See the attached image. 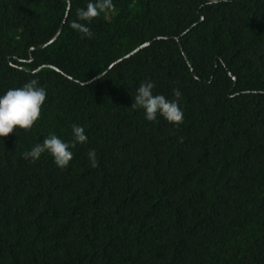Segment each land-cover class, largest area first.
<instances>
[{"label": "trees", "instance_id": "1", "mask_svg": "<svg viewBox=\"0 0 264 264\" xmlns=\"http://www.w3.org/2000/svg\"><path fill=\"white\" fill-rule=\"evenodd\" d=\"M87 2L0 0V94L47 90L0 138V264H264V0H114L84 37ZM142 81L182 123L131 108ZM73 124L66 168L24 158Z\"/></svg>", "mask_w": 264, "mask_h": 264}, {"label": "clouds", "instance_id": "2", "mask_svg": "<svg viewBox=\"0 0 264 264\" xmlns=\"http://www.w3.org/2000/svg\"><path fill=\"white\" fill-rule=\"evenodd\" d=\"M114 7V0H88L85 7L77 10L76 19L70 23V28L84 37H92L94 33L89 25ZM154 87L151 81L140 82L135 94L132 95L131 108L142 110L144 119L148 122H156L163 118L173 125L182 123L184 112L179 103L181 92L178 89L175 90V99L170 100L164 94L154 93ZM46 99L47 90L39 84L38 79H32L20 87L10 88L0 94V138L8 136L16 128L32 129L40 119ZM71 133V142H66L57 134L50 133L30 151H25L24 158L36 162L46 153L51 156L58 168H66L73 159L72 148L76 144L85 143L88 139L85 128L79 124L71 126ZM87 156L92 168L99 167L95 149L89 150Z\"/></svg>", "mask_w": 264, "mask_h": 264}, {"label": "water", "instance_id": "3", "mask_svg": "<svg viewBox=\"0 0 264 264\" xmlns=\"http://www.w3.org/2000/svg\"><path fill=\"white\" fill-rule=\"evenodd\" d=\"M59 33H60V30L58 31V33L55 35V37H53L52 39H51V41L50 42H52L54 39H56V37L59 35ZM148 45V43H146V44H144V45H142L141 47H139L138 49H136V50H134L133 52H131L129 55H127L126 57H129L130 55H132V54H134L135 52H137L139 49H141V48H143V47H145V46H147ZM125 57V58H126ZM120 61V60H119ZM119 61H117V62H119ZM116 62V63H117ZM115 63H113L110 67H109V69L114 65ZM98 78V77H97ZM97 78H95V79H97ZM94 79V80H95ZM91 81H89V82H87V83H84V84H88V83H90Z\"/></svg>", "mask_w": 264, "mask_h": 264}]
</instances>
